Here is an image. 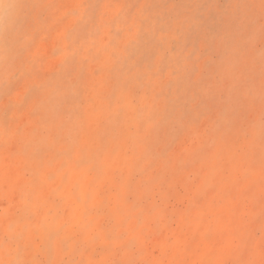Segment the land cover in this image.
I'll list each match as a JSON object with an SVG mask.
<instances>
[{"label":"rangeland","instance_id":"rangeland-1","mask_svg":"<svg viewBox=\"0 0 264 264\" xmlns=\"http://www.w3.org/2000/svg\"><path fill=\"white\" fill-rule=\"evenodd\" d=\"M0 264H264V0H0Z\"/></svg>","mask_w":264,"mask_h":264}]
</instances>
